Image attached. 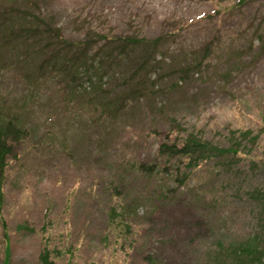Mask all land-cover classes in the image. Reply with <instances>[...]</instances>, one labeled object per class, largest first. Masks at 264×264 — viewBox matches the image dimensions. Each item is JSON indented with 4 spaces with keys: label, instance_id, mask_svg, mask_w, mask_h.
Listing matches in <instances>:
<instances>
[{
    "label": "rangeland",
    "instance_id": "374dc122",
    "mask_svg": "<svg viewBox=\"0 0 264 264\" xmlns=\"http://www.w3.org/2000/svg\"><path fill=\"white\" fill-rule=\"evenodd\" d=\"M29 1L68 40L87 31L163 40L147 69L154 88L110 116L88 90L72 98L49 77L27 78L16 51L0 46V111L27 131L4 175L0 264H41L48 247L60 252L54 264H241L238 245L263 247L264 202L249 194L264 190V43L255 36L264 0L0 5ZM128 70L103 80L106 101L121 98ZM190 133L238 153L200 163L179 184L186 159L158 147Z\"/></svg>",
    "mask_w": 264,
    "mask_h": 264
},
{
    "label": "trees",
    "instance_id": "16d2710c",
    "mask_svg": "<svg viewBox=\"0 0 264 264\" xmlns=\"http://www.w3.org/2000/svg\"><path fill=\"white\" fill-rule=\"evenodd\" d=\"M252 0H236L237 5H243ZM18 3V2H17ZM13 5H0V46L10 48L19 63H25L30 68L27 78H50L67 97L78 98L80 93L89 91L88 95H95V100L100 101L101 112L107 115H115L119 112L122 102L130 97H137L150 92L147 84L154 88L157 77L151 81L148 78L147 69L152 66L156 53H159L162 37L154 39L138 38L136 36H122L112 34H98L87 31L80 40H68L63 38L60 30L53 27L50 19L41 16L37 2L29 1ZM257 39L263 44L264 34H257ZM18 48H21L18 50ZM208 51L205 49L204 57ZM29 60V63L25 62ZM203 60L196 66L202 65ZM5 63H1V68ZM125 66L129 73L124 77V85L121 89V98L106 101L102 82L113 76L117 70ZM128 66V67H126ZM189 69H185L179 76L186 79ZM131 71V72H130ZM176 83V82H175ZM173 83L174 85H176ZM105 94V93H104ZM26 129L19 123L17 117L0 111V214L4 197L2 193L5 172L10 159L14 157L15 147L27 137ZM233 136L234 147L240 146V140H246L249 131L240 133L239 139ZM182 143H164L158 147V153L168 157L178 156L186 159V166L190 171L180 173L177 178L179 184H183L192 169L200 163H205L212 158L222 157L228 153H238L235 149L220 148L209 141H205L196 135L187 134ZM255 140V139H253ZM150 166L139 165V170L146 174H153ZM253 198L264 202V190L253 191L249 194ZM264 207V204H262ZM110 219L113 220L115 212L112 209ZM23 229L25 227H20ZM45 227H43L44 229ZM45 247H48L45 246ZM239 255L244 259L241 264H264V246L238 245ZM56 252V253H54ZM60 256L59 251H50L49 247L37 257L41 264H54L50 259Z\"/></svg>",
    "mask_w": 264,
    "mask_h": 264
}]
</instances>
